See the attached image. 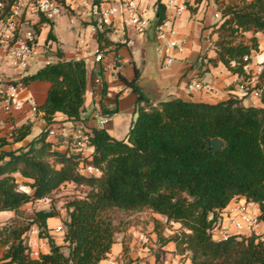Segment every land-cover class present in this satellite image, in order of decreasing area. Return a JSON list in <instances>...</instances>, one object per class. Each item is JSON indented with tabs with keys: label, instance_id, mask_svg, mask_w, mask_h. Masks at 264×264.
I'll return each mask as SVG.
<instances>
[{
	"label": "trees",
	"instance_id": "obj_1",
	"mask_svg": "<svg viewBox=\"0 0 264 264\" xmlns=\"http://www.w3.org/2000/svg\"><path fill=\"white\" fill-rule=\"evenodd\" d=\"M201 0H196L200 3ZM220 21L214 25V56H204L212 66L222 64L233 75L251 80L249 69L260 51L257 34H264V0H214ZM156 25L169 19L163 0H155ZM109 28L97 30L98 52L113 42ZM247 34H252L246 39ZM48 39L56 37L50 29ZM57 59L20 79L25 85L50 82L47 98L39 107L51 125L56 113L77 121L85 103L87 68L84 59ZM125 79L137 94L135 117L127 136L119 140L105 128L86 131L90 158L71 145L64 151L48 139L45 128L26 144L14 147L30 133L32 123L15 127L0 137V212L14 211L15 218L0 226V264H99L115 242L113 211L122 214L149 209L167 223H179L173 234L176 253L187 254L190 264H264V240L255 233L215 237L221 212L235 198L255 203L264 220V62L251 89L261 90L263 106H245L231 96L217 103L173 98L154 105ZM219 137L226 146L214 151L210 140ZM89 164L98 176L80 172ZM73 184L83 195H71L64 207V244L49 234L47 219L59 214L49 209L24 215L23 206L50 199L64 184ZM25 188V189H22ZM33 226L47 238L49 252L33 256L26 240ZM127 247H123L124 256Z\"/></svg>",
	"mask_w": 264,
	"mask_h": 264
},
{
	"label": "crops",
	"instance_id": "obj_2",
	"mask_svg": "<svg viewBox=\"0 0 264 264\" xmlns=\"http://www.w3.org/2000/svg\"><path fill=\"white\" fill-rule=\"evenodd\" d=\"M154 4L155 1L153 3L154 15L150 20V22H154L153 26L148 28L144 34L136 35L133 34L131 26H124L121 19L117 17L115 20L116 28L120 32L122 31L121 29H124L126 34L109 33V39L113 43L101 52H98L97 31L91 27V32L84 34L90 25L82 23L79 18L77 19V26L59 28L58 31H56V26L53 24L52 31L56 37L55 40L48 39V33L51 28L47 31L43 30L40 35L41 46L37 50L39 53L38 59L31 60L30 67L26 73H33L46 63L56 60L58 49L62 51L66 59H84L87 68L85 103L79 120H66L67 117L58 112L55 114L53 126L65 128V134H70L73 128H81L85 132L93 128H105L115 138L119 140L125 139L131 121L135 117V104L137 101L136 92L126 83L125 79H134L137 70L142 74L149 68L157 69L162 78H169L171 80L173 86V91L170 94L171 98L179 97L186 100L217 103L231 96H236L242 99L241 103L245 106H263L261 97L254 96L253 94H242L236 83L241 80V77L233 75L221 63L217 66H212L204 60L206 54L211 57L215 55L214 41L217 39V34L213 33L212 25L218 23L221 18L217 6L216 14L220 15V18L214 19V21L209 23L205 22L206 24L194 22L185 11L181 15L186 20L185 26H181V21L176 20L177 18L174 19V26L179 32V37L184 40L183 49L179 51L173 48L171 53L174 56V60L169 66H164L162 64V54L158 48L162 40L158 38L156 33L157 25L155 22L156 13ZM167 12L169 18L172 17V12L169 9H167ZM251 35L247 34V39ZM126 36L135 38L134 46H128L122 42V38ZM257 37L259 39L260 51L253 54L252 62L249 65L253 76H256V73L262 68V63L264 62V34L259 33ZM79 38L84 39V43L81 48L77 49L76 43ZM152 53L156 54L155 57ZM260 56H263V58L260 59ZM252 79L254 78L252 77ZM196 82L207 84L209 88L191 90L189 84ZM49 87L50 82L48 81H34L25 85L20 91V96L22 99H26L27 97L34 98L37 106L40 107L47 98ZM2 105L3 103L0 100V137L8 136L17 126H21L27 122L32 123L31 133L22 142L15 144L14 147L26 144L48 126L42 117L43 113L40 110L34 112L29 103L25 102L20 109L14 110L10 114L3 110ZM103 116H108V122L105 125L101 124ZM48 139L58 143L57 148L61 151H64L66 144L69 140L71 141L69 136L61 135L56 139L52 137H48ZM71 145H73L72 142ZM88 152L92 153L93 148H90ZM66 185L73 184L67 183L62 185L61 188ZM244 201L245 198L242 196L235 198L221 212V224L222 226H228L227 234L239 233L229 221L228 209ZM26 205L23 206V209ZM39 209H49V207ZM66 215L67 211H61L60 214L47 219L49 234L52 235L57 244H64L63 232H57L56 227L62 224ZM153 215L155 220L164 219L166 222V218L163 215L154 212ZM14 218V211H1L0 226ZM155 222L146 225L145 228L137 225L136 232L138 239L145 241L149 236L155 240L158 235L155 229ZM172 224L175 230L170 231L168 234L164 233L166 237L180 228L179 223L172 222ZM134 230V227H130L128 231ZM125 234L126 231H123L122 235L118 238L115 235V242L111 247V251L108 253L107 258L99 264H126L123 253V247L126 243L125 239H123ZM256 234L264 239V220L260 221ZM26 240L32 250L33 256H38L40 252L46 253L50 250L47 238L39 237L37 226H33L27 233ZM162 249L166 250V255H171V259L174 262L184 256L186 257L187 264H190L187 254L176 253L173 242L166 243ZM0 251V256H2L4 248L0 247ZM134 257L137 258V255Z\"/></svg>",
	"mask_w": 264,
	"mask_h": 264
},
{
	"label": "built area",
	"instance_id": "obj_3",
	"mask_svg": "<svg viewBox=\"0 0 264 264\" xmlns=\"http://www.w3.org/2000/svg\"><path fill=\"white\" fill-rule=\"evenodd\" d=\"M146 0H0V100L6 113L20 109L23 104L29 103L34 112L39 111L36 101L32 97L22 99L20 91L25 87L19 79L30 67L32 57L37 52L40 44V35L43 28L53 27L55 20L63 14L77 16L82 23L90 25L93 30L109 28L110 33L126 34L124 29L118 31L115 20L119 17L122 23L131 26L133 34H144L150 25V19L143 16L142 5ZM164 2V1H163ZM165 3V2H164ZM186 0H168L167 8H173L172 17L163 24L156 26L157 36L162 42L159 51L162 54V64L169 66L174 56L173 48L181 51L183 39L174 26V19L180 17L185 11ZM169 9V8H168ZM122 42L128 46L135 45L134 37H123ZM84 39H78L76 48L82 47ZM262 69V68H261ZM243 95L253 94L260 97V89H251L255 85L253 79H244L236 82ZM191 90L208 89L207 84L199 82L189 84ZM108 122V116H103L101 124ZM65 128L47 126L48 137L54 139L58 136H69L76 151L90 158L89 144L86 132L81 128H73L69 134L64 133ZM80 172L90 176H98L99 168L86 164ZM22 189H25L22 187ZM256 204L246 200L228 209L229 221L235 230L245 234L257 232L260 221L258 213L253 209ZM57 232H62V225L56 227ZM228 233V226L221 222L213 230L215 237H224ZM264 240V239H263ZM32 251V250H31ZM33 255V254H32Z\"/></svg>",
	"mask_w": 264,
	"mask_h": 264
},
{
	"label": "rangeland",
	"instance_id": "obj_4",
	"mask_svg": "<svg viewBox=\"0 0 264 264\" xmlns=\"http://www.w3.org/2000/svg\"><path fill=\"white\" fill-rule=\"evenodd\" d=\"M154 1L155 0H146L145 4L142 5L143 16L150 20L151 18H153L154 15ZM163 1L165 3L168 2V0ZM168 8L173 13V8L171 6H169ZM185 12L189 14V18L192 19L194 22H203L204 24L212 22L214 21V19L220 18V15L216 14V4L214 0H201L200 3H196V0H187L185 3ZM77 19V16H72L69 13L63 14L62 16L58 17L54 22V26H56V31H58L59 28L77 26ZM176 20H180L181 26H185L186 20L182 16L177 17ZM153 23V21L150 22L149 28L153 26ZM48 29H50L49 26L43 28V30L46 31ZM90 30L91 26H88L84 34H89L91 32ZM152 55L155 57L156 54L152 53ZM38 56V52L34 53L32 60L38 59ZM261 58H263V56H260V59ZM260 71L261 69L258 71V73H256V76H253L254 84H256L257 75L260 73ZM83 194L84 192L81 189L75 187L74 185H66L63 188H60L50 199H43L34 204H27L23 209V213L27 216L32 214L35 210L39 208L54 207L59 211L60 214L61 211H66L64 204L68 197H70L71 195ZM255 209L253 210L256 213H260V210H258L257 205ZM112 216L114 218V222L117 228L116 238L120 237L123 231H126V234L123 236V239H125L124 241L126 242L124 245L127 247L125 255L126 264H187L186 257L184 256L174 262L171 259V255H166V250L162 249L165 244L162 243L158 235L155 240L149 236L145 239V241L138 239L136 232L137 225L143 226L145 228L146 225L158 221L160 222L159 231L162 233L161 236L166 237L164 233L168 234L170 231L175 230L174 225L172 223H167L164 221V219L155 220L153 212L149 209L128 214H122L118 211H113ZM11 221L12 220H9L7 223ZM130 227H134L135 230L128 231ZM135 255H137V258L134 257Z\"/></svg>",
	"mask_w": 264,
	"mask_h": 264
},
{
	"label": "water",
	"instance_id": "obj_5",
	"mask_svg": "<svg viewBox=\"0 0 264 264\" xmlns=\"http://www.w3.org/2000/svg\"><path fill=\"white\" fill-rule=\"evenodd\" d=\"M136 84L140 91L154 105L173 99L170 97L173 91L171 80L169 78H162L157 69L149 68L145 70L137 78ZM210 145L214 151H218L226 146V142L219 137H215L210 140Z\"/></svg>",
	"mask_w": 264,
	"mask_h": 264
}]
</instances>
